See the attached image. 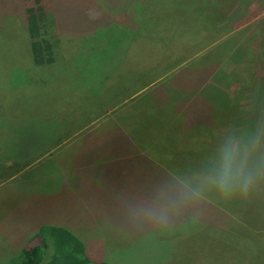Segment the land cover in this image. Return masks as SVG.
Segmentation results:
<instances>
[{
  "label": "rangeland",
  "instance_id": "1",
  "mask_svg": "<svg viewBox=\"0 0 264 264\" xmlns=\"http://www.w3.org/2000/svg\"><path fill=\"white\" fill-rule=\"evenodd\" d=\"M44 5L54 62L36 65L31 4L0 0V241L13 243L0 264L50 226L90 264H264V179L247 197L208 180L233 145L264 160V0H228L212 27L191 0ZM165 127L193 141L170 164L118 159Z\"/></svg>",
  "mask_w": 264,
  "mask_h": 264
},
{
  "label": "trees",
  "instance_id": "2",
  "mask_svg": "<svg viewBox=\"0 0 264 264\" xmlns=\"http://www.w3.org/2000/svg\"><path fill=\"white\" fill-rule=\"evenodd\" d=\"M191 1L195 3L194 16H202V18L204 16L210 26L218 21L228 4V0ZM24 2L27 5L31 4L25 9V18L27 34L33 38L30 43L33 62L36 65L52 64L54 62L53 44L48 39L40 38L42 37L41 26L47 15L44 0H24ZM133 12L135 7L132 9V14ZM136 16L131 18V27L137 23L133 22ZM33 240L38 242L28 249H23L14 260V264H90L85 256L83 245L65 229L53 226L43 227ZM48 244L53 248V252L45 259L44 251L48 248Z\"/></svg>",
  "mask_w": 264,
  "mask_h": 264
},
{
  "label": "crops",
  "instance_id": "3",
  "mask_svg": "<svg viewBox=\"0 0 264 264\" xmlns=\"http://www.w3.org/2000/svg\"><path fill=\"white\" fill-rule=\"evenodd\" d=\"M193 118L188 119L183 124H181V131H185L188 136H190L191 131L194 130L197 126L193 123ZM176 129V128H175ZM172 130L170 127H165L161 129L157 133V139L154 142H151L150 140L144 139V141L141 139V137H138L137 139L133 140L127 148L124 145H117L115 148L119 151H124L123 155L124 157L118 156V159H122L123 161L134 159L139 163V165L146 163L148 161L150 167H152L153 170H157L158 168L162 167V163L170 164L172 162L171 154L174 153L175 150L178 149H187L188 147L193 145L192 143L189 145L188 140L186 139V135L180 134L179 130ZM181 136H184V138L180 139ZM197 139V137L195 138ZM194 139V140H195ZM195 142V141H194ZM189 145V146H188ZM126 148V149H125ZM153 149H156L157 152H153ZM143 152H147V156L144 155ZM152 152L151 155L148 156V153ZM145 157V159H144ZM165 158V161L162 158ZM162 159V163H161ZM122 168H120L117 171V174L122 173L124 176L128 177L130 176V182L127 179V185L125 187V190L130 193L138 192V189H140V186L136 183V191L134 190V180L132 179V168H127L126 163L120 165ZM137 175L143 174L142 167H137ZM138 182V181H137ZM136 202H140V199L137 196ZM10 241H3V239L0 241V258H2L4 255L8 254L9 256L12 255V252H9L12 248L13 243ZM18 251V249L16 248ZM14 253V252H13ZM17 253V252H16Z\"/></svg>",
  "mask_w": 264,
  "mask_h": 264
},
{
  "label": "clouds",
  "instance_id": "4",
  "mask_svg": "<svg viewBox=\"0 0 264 264\" xmlns=\"http://www.w3.org/2000/svg\"><path fill=\"white\" fill-rule=\"evenodd\" d=\"M257 144L253 143L241 152L239 145L226 149L215 166L209 182L225 197L240 194L247 197L253 186L264 179V160L256 156Z\"/></svg>",
  "mask_w": 264,
  "mask_h": 264
}]
</instances>
